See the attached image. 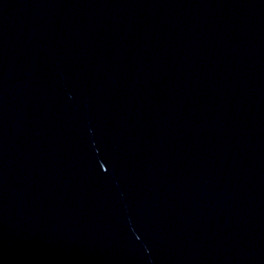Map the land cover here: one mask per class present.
Segmentation results:
<instances>
[{
  "label": "water",
  "instance_id": "obj_1",
  "mask_svg": "<svg viewBox=\"0 0 264 264\" xmlns=\"http://www.w3.org/2000/svg\"><path fill=\"white\" fill-rule=\"evenodd\" d=\"M0 264H264V0H0Z\"/></svg>",
  "mask_w": 264,
  "mask_h": 264
}]
</instances>
